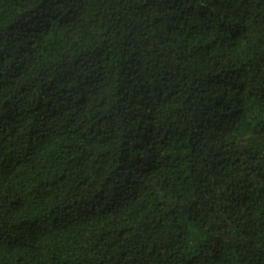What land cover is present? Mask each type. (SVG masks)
I'll list each match as a JSON object with an SVG mask.
<instances>
[{
  "label": "trees",
  "instance_id": "trees-1",
  "mask_svg": "<svg viewBox=\"0 0 264 264\" xmlns=\"http://www.w3.org/2000/svg\"><path fill=\"white\" fill-rule=\"evenodd\" d=\"M0 264H264V0H0Z\"/></svg>",
  "mask_w": 264,
  "mask_h": 264
}]
</instances>
